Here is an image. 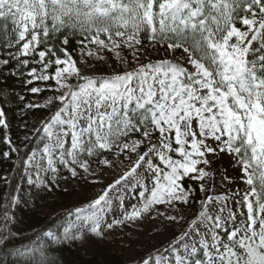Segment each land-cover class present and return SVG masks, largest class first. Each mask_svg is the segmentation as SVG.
Instances as JSON below:
<instances>
[{"label":"snow or ice","instance_id":"6c2138e0","mask_svg":"<svg viewBox=\"0 0 264 264\" xmlns=\"http://www.w3.org/2000/svg\"><path fill=\"white\" fill-rule=\"evenodd\" d=\"M0 76L54 93L22 110L55 106L32 129L42 148L20 156L6 137L3 157L17 155L29 184L50 190L60 166L87 180L99 176L90 161L100 172L132 161L63 234H38L47 247H14L24 201L18 186L5 196L0 253L17 258L10 264H56L53 244L106 239L145 218L187 227L133 264H264V0H0ZM222 155L236 175L213 167ZM218 171L232 185L224 195ZM192 204L189 218L182 206Z\"/></svg>","mask_w":264,"mask_h":264},{"label":"trees","instance_id":"16d2710c","mask_svg":"<svg viewBox=\"0 0 264 264\" xmlns=\"http://www.w3.org/2000/svg\"><path fill=\"white\" fill-rule=\"evenodd\" d=\"M4 80L5 77L0 76V85L7 87L10 91L11 103L7 107L10 113V125L7 129L0 127V177H8L12 184L10 187L3 180H0V204H3L5 196L12 193L18 186L19 195L24 203L19 204L14 209V213L20 216V225L14 226L13 245L16 248H25L39 243L42 247H47L48 238L40 235L38 239V234L47 230L63 234L62 226L69 215L81 205L73 203L77 191L71 189L74 178L71 177L66 168L60 166L57 179L53 182L50 190H43L35 184L28 183V178L23 169L19 167V160L15 153L11 155L10 159L3 157V153L10 150V146L6 142V137L9 136L13 145L20 149V156H24L29 150L42 148L43 144L36 133L30 136V142L24 141L23 124L32 116L41 115L47 118L55 109L53 106L52 109L37 108L22 111L24 104L34 95L27 90L31 86L25 85L22 80L13 77L2 82ZM20 95L25 97L24 101L18 99ZM65 177L67 178L65 179ZM48 179H51V176ZM192 183L197 187L195 182ZM57 198L60 200L57 201ZM45 202L51 211H55L54 213L48 214L44 211ZM48 256L56 264H129L122 254L108 249L90 251L82 247L80 243L64 246L53 244ZM16 259L15 256L8 257L0 253V261L8 262V264Z\"/></svg>","mask_w":264,"mask_h":264},{"label":"rangeland","instance_id":"374dc122","mask_svg":"<svg viewBox=\"0 0 264 264\" xmlns=\"http://www.w3.org/2000/svg\"><path fill=\"white\" fill-rule=\"evenodd\" d=\"M73 55L74 56L76 55L75 52H73ZM112 66H115L114 62ZM110 70L111 69L107 66L99 69L100 72H104V73H107ZM36 86H43V85H40L38 83ZM51 95H54V93L43 92L39 95L34 94L33 97L28 102L43 103L44 100H46L47 97ZM10 103H11V99H10L9 89L5 86L0 85V106H4L5 108L9 125H10V121H9L10 113L7 107L9 106ZM52 108H48V109H52ZM45 119L46 117L44 116L36 115L25 120L23 124V128H24L23 137H25V135H28L29 137L32 136L35 133L32 131V129L39 127L40 123ZM134 159L135 156H133V160ZM121 160L123 161L122 164L120 163V161L116 162L117 166L115 172H111L106 168L103 172H100L101 166L90 161V163H92V168L96 169L97 172H99V176L95 178L89 177L87 180L81 179L80 177L73 179L71 184V189H73V191H77L74 196L73 203L75 205H81L80 207H84L88 202H90L91 199L95 198L100 193L101 189L106 187V185L112 179H114L118 173L124 171L125 166L130 165L132 163V161L128 160L126 157H121ZM213 167L219 170L227 169V171L224 174L230 177L237 174L236 171L230 167V158L227 156L222 155V158L218 160ZM79 171L83 175L82 170ZM49 176H51V174L45 177V179H48ZM33 179H35L34 175H33ZM93 179H98L102 182L93 183L92 182ZM220 179L221 177L218 171L216 178L215 194H219V195L227 194L229 189L232 188V185H228L227 182H225V184L222 185L220 183ZM192 186L195 187L193 183ZM239 186L243 187V184L241 183ZM123 193L124 190L120 189V194L123 195ZM132 195H133V199L131 201H128L127 197H125V205H124L125 208H129L130 203L131 204L135 203V193H133ZM203 195L204 194L200 193L199 191L196 192V196L198 198L202 199ZM56 200L59 201L60 199L57 198ZM44 205H45L44 211L46 213L52 214L55 212L53 210L51 211V208L47 206L46 202ZM182 207H184L185 215L191 218L198 210L199 205L192 204L190 206H182ZM113 209H115V201L113 202ZM117 211H123V209H119ZM111 214L112 213L110 212L109 217H111ZM14 215L17 219L16 225H20L19 224L20 216L17 213H14ZM74 220H75V210L73 211V213L69 215L67 221L62 226V232H64V229L68 227ZM186 227L187 224L185 222H181L179 225H176L169 223L168 221L162 222L161 218H157V219L145 218L142 222H137V226L128 227L122 230H117L115 232H112L107 235L106 239L89 238L85 243L81 245L82 247L90 251L93 250L100 251L102 249H108L117 252L119 254H122V256L124 257L127 263L133 264V261H139L142 257L147 256V254L151 252L153 249L164 245L174 232H179Z\"/></svg>","mask_w":264,"mask_h":264}]
</instances>
